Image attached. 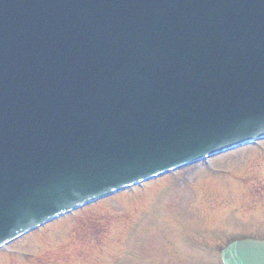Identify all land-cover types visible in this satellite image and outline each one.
I'll return each mask as SVG.
<instances>
[{
  "label": "water",
  "instance_id": "obj_1",
  "mask_svg": "<svg viewBox=\"0 0 264 264\" xmlns=\"http://www.w3.org/2000/svg\"><path fill=\"white\" fill-rule=\"evenodd\" d=\"M50 1L57 2V6H53L52 3L47 4ZM161 6V0H0V62L7 63L11 59V63L7 64L8 70L0 71V175L4 172V166L9 164L13 158L7 156L9 152L16 156L19 154L21 157H28L27 146L34 145L36 148L43 149L45 152L43 154L52 160L54 158L52 150L45 148L42 144L47 146L65 144L69 140V135L77 129L78 124L86 125L93 117L115 114L114 112L120 113L128 110L135 103L149 99L142 88L133 91L131 85H125L117 91L111 86L110 80L112 82L116 80L121 68L118 66L111 68L108 60L116 54L120 61L130 60L126 50H123V53H117V50L126 48L130 52V38L135 32L111 35L108 33L107 22L104 21L106 18L108 20L109 15L111 18L109 22L112 21L114 24V20L119 18L118 13L127 11L125 15L129 14V18L141 13L142 22L152 18H155V22H160L159 12L164 20L167 15L161 10ZM212 13L216 17L222 15L226 18L249 21L264 36V25L258 24L259 21L264 22V0H187L182 9L174 8V15H183L181 18L185 50L195 56L201 64L205 63L204 66L207 69H203L204 71L221 77V82L211 85L210 79L205 84L202 80L199 84H203L200 88L203 93L196 100L195 107L189 103L184 106L183 112L179 113V115L183 114L182 116L169 118L171 116L168 113L169 107L163 109L169 117L159 115L165 123H160L154 118L157 114L155 112L149 114L150 116L146 115L149 120L154 119L155 123L160 125H151V131L146 135L145 140L153 136L154 138L161 137L166 139L165 144L169 147V144L176 143V137L180 138L183 135L185 141L180 143L177 138L175 147H179V144L188 147L189 139L191 144L200 139L205 147L211 148L212 145H217L210 138L212 131L215 130V134L216 130L231 134L232 132H229L236 128L235 122L237 124L241 118L245 120L246 130L251 131L250 120L260 122L264 118V107H258L255 104L256 101L253 100L255 92L244 89L249 88L252 81L251 71L256 67L264 69V41L256 32H251L252 36L241 32L235 39V46H245L248 50L236 48L234 51L233 48L230 52L228 46L225 45L221 47L222 59L211 61L216 60L217 55L208 50V43L205 39L217 34V24L210 18ZM134 25L143 26L144 24L137 21ZM82 37H84L85 44L92 41V49L89 53H98L100 50L98 62L108 67L101 65L94 67L92 62L96 61H90L89 63L92 64L88 69L80 65L77 71L80 62L77 55H83L81 50L78 52L77 43ZM188 38L194 41L188 42L186 40ZM99 39H101V44L96 42ZM124 39L127 40V45L123 44ZM93 43L96 45L94 48ZM246 54L248 56H245ZM252 61L253 63L250 64ZM174 67L175 65L165 67L163 73H160L156 79V84L173 81L176 76ZM183 72L184 69L180 68L178 74L183 75ZM31 74L39 78L37 83L32 79L29 80L28 77ZM148 75L151 76V74ZM41 79L43 80L40 81ZM234 83L238 84L232 87ZM223 85L225 89L231 86L229 90L235 101L233 107L235 114L229 119L230 121L219 120L216 128H214V123L211 124V129L210 125L205 123L207 130L202 123L196 127L198 137L194 136L193 130L185 133L179 132L173 136L166 135L169 131H178L187 126L186 121L195 114V109L198 113L209 116L210 109L218 104L219 98L227 100L224 90L220 96L210 95L209 92ZM169 87L171 88L170 83ZM32 90L33 95L35 91L38 92L37 96L27 100L25 96ZM246 90L247 94L244 95ZM39 95L44 97L42 102L38 100ZM238 97L240 99H237ZM131 98L133 99L130 100ZM48 105H50L49 112L46 110ZM172 105H178V103ZM259 108L263 112H259ZM247 110H253L256 114H249ZM130 114L139 117L137 111H133L122 114L115 122L125 124L129 131L144 136L145 128L130 126L132 123L128 118ZM206 120L210 121V118L203 121ZM34 121L40 125L36 127ZM193 126H196V123ZM105 129L110 137L112 135L110 122L106 123ZM165 132L167 133L162 134ZM4 133H7L5 139ZM54 133L56 135L52 136ZM73 137L77 135L74 134ZM18 144V148L13 152V145ZM103 144L102 137L97 135L88 145L92 150L100 151L98 154L100 163L106 161L104 158L107 149L103 148ZM154 147L157 148L155 143ZM30 150L34 153L32 149ZM139 150L140 147L137 148L136 154L140 152ZM171 153L172 150L167 148L157 155L167 156ZM118 156L115 153V158ZM43 161L48 174L37 178L34 181V185L36 184L34 187L38 191L42 187L45 188L48 197L38 194L32 200V198L25 197L26 191L13 197L9 191L4 189L0 192V220L9 218L10 211L4 209L3 206L12 202L24 207V218L28 219L25 220V225H35L46 220L62 207V203L70 200L74 194L75 182L84 178L82 176H86L92 169L97 168L96 165L84 164L81 167L80 163L53 166L46 158ZM114 161L116 162L115 159ZM115 171L113 169L107 174L110 175ZM113 176L114 174L109 178L112 179ZM17 183L19 182L12 183V188L16 192H20L21 189L26 190L31 186L28 182ZM2 187L0 183V188ZM53 206L57 208L54 212L52 211ZM35 208L37 209L33 215L32 211ZM223 260L224 264H264V242L251 240L234 242L224 251Z\"/></svg>",
  "mask_w": 264,
  "mask_h": 264
},
{
  "label": "rangeland",
  "instance_id": "obj_2",
  "mask_svg": "<svg viewBox=\"0 0 264 264\" xmlns=\"http://www.w3.org/2000/svg\"><path fill=\"white\" fill-rule=\"evenodd\" d=\"M258 146L264 150V143ZM262 150L243 148L216 157L209 162L218 171L212 179L207 167L196 165L92 206L73 220L53 223L22 239L12 250L24 256L2 253L0 264H170L172 258H180L179 264H217L214 251L187 244V233L203 227L204 236L194 240L212 250L229 235L264 233V199L256 197L264 193ZM241 209L244 216H230ZM252 209L259 211L250 216ZM101 216L106 223L97 228L94 220ZM92 232L101 238L93 245L101 248L85 254L76 237Z\"/></svg>",
  "mask_w": 264,
  "mask_h": 264
}]
</instances>
